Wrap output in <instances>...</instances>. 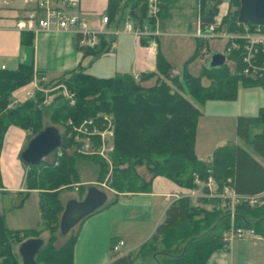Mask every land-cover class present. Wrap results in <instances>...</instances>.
Wrapping results in <instances>:
<instances>
[{
  "label": "trees",
  "instance_id": "1",
  "mask_svg": "<svg viewBox=\"0 0 264 264\" xmlns=\"http://www.w3.org/2000/svg\"><path fill=\"white\" fill-rule=\"evenodd\" d=\"M221 1L201 0L200 24L213 20L216 7ZM124 2L130 3L129 11L134 17L141 19L145 15V0H106L107 19L118 14L126 6ZM228 4L229 9L221 17L219 27L227 32H241L244 25L249 29L255 26L237 21L238 0H228ZM25 34L21 42L29 43L31 35ZM74 45L82 54L93 58L108 49L102 33L98 34V42L93 47H80L75 38ZM199 50L198 43L190 57L182 63L179 72L173 75L169 72L170 64L160 52H156V72L139 74L136 80L129 73L96 77L85 73L82 67L64 72L55 80L72 94V103L61 95H55L44 107L48 111L49 121L62 127L61 144L57 148L60 154L51 162L40 161L36 165L22 162L25 167L26 191L17 192L19 198L14 205L21 206L28 190H37L40 219L37 226L41 225L48 233L35 257L37 263L72 264L76 228L69 230L61 244L54 245L58 218L63 208L59 192L77 181L75 160L85 156L77 151L76 144L67 136L68 121L77 125L85 118L96 117L100 113L110 117L113 150L110 153L111 178L108 186L116 192L146 191L150 179L156 175H163L179 186L192 189L196 187L195 176L203 182L209 172L217 189H220L227 176L232 175L237 193L256 194L264 191V170L237 146L215 149L209 162L196 158L194 137L199 110L188 100L201 105L208 100L232 99L237 81L259 83L264 87V73L255 79L240 74V59L234 51L226 57L233 63L231 71L224 64L215 68L205 65L197 75H193L187 66ZM34 73L41 76L40 72ZM32 74L29 65H19L13 71H0V147L8 125L25 130L28 137L42 129L43 107L40 106L42 96L39 92H35L32 99H26L13 108H6L10 92L30 81ZM202 76L209 80L205 85L200 81ZM152 77L154 81L151 85L141 84L142 80ZM250 126L260 128V132L250 140V145L264 159V109L256 116L236 118L235 131L240 138L246 139ZM85 157L96 164L97 178L102 179L107 172L105 162L95 156ZM138 166L145 167L150 174L149 180L143 181L137 174ZM79 186L82 194L86 186ZM116 198L117 193L106 200L102 207L112 204ZM202 202L214 205L216 199H202ZM232 223L251 227L255 233L264 236V204L250 207L238 203L233 207ZM229 224L230 218L226 211L216 209L215 206L210 209L195 206L188 196H180L168 204L148 241L134 255L117 256L110 253V260L106 264H132L137 258L150 256H154L157 264H205L210 252L223 246L220 234ZM39 232L35 228L8 229L0 213V264H19L14 245L26 238L37 237Z\"/></svg>",
  "mask_w": 264,
  "mask_h": 264
},
{
  "label": "crops",
  "instance_id": "2",
  "mask_svg": "<svg viewBox=\"0 0 264 264\" xmlns=\"http://www.w3.org/2000/svg\"><path fill=\"white\" fill-rule=\"evenodd\" d=\"M8 1L9 5L16 9L0 8V71H13L19 65H29L33 74H35V71L41 73L44 80L41 85L54 82L64 72L76 69L77 67H82L85 73L96 77H110L115 74L129 73L136 80L139 74L156 72V52H160L173 69L172 63L168 58L169 50H167L168 45L165 38L172 36L169 30L171 28L169 27V21L174 18H171V16L173 9L177 5L192 4L195 17L194 21H191L190 25L181 34L190 38L192 42V45L190 43L191 52L186 58H182L181 65L190 57L195 49V45L198 43L200 44V48H205L209 53H222L226 45V41L222 38L203 40L194 37L197 10L195 0H160L156 20L148 19L145 15L141 19H138L136 16L134 17L129 11L130 3L124 2L126 6L121 8L120 12L115 14L112 19H108L109 22L105 27V32L102 33L107 40V51L93 58L90 55L82 54V52L76 49L74 37L69 33L45 31L32 33L15 30L12 26L13 19L18 12V0ZM81 1L79 5L82 16L92 28H98L100 17L106 15V0H104V12L102 14L94 13V18H92L91 14L92 10L87 12L83 9ZM216 8L217 12L214 15V19L220 22L221 17L229 9L228 0H222ZM199 11H201L200 8ZM121 20H124L123 24H120ZM165 20H168V23H165ZM125 22H130L134 26H144V33L135 38L131 33L125 31ZM25 33L31 35L29 43L21 42V37L23 34L26 35ZM94 61L95 63L93 64ZM232 68L233 65L231 63L230 70ZM88 69H90V72ZM190 73L197 75V73ZM153 81L154 78L152 77L142 80L141 84L149 86ZM253 86L260 87L264 92L262 84L237 81L234 97L221 101H234L238 98L237 91ZM35 92L37 91L32 85L31 78L26 84L11 91L8 100L16 99L20 104L26 99L34 98ZM188 100L199 110L194 137V154L198 160L209 162L215 149L222 146L234 145L243 149L264 170V159L250 145V140L260 132V128L250 126L246 139L240 138L235 131L236 118L238 116H256L261 109H264V104L259 106L255 115L235 114V110L231 112L233 113L231 115L226 114V119L222 115H210V119L216 120L214 128L220 134L215 136L212 133L213 130L208 129L206 132V129H204L201 137L198 139L197 123L202 116L201 106L206 101L198 105L196 102ZM41 105L43 108L46 106ZM223 131L225 132L223 133ZM29 138L25 130L12 124L6 127L2 136L0 147V213L8 229L32 228L39 222L36 190H28V195L23 200L21 206H14L19 198L17 192L26 191L24 184L25 167L19 157V153ZM243 144L249 146L254 154L245 150ZM75 169L77 181L72 184L74 187L82 184L87 187L95 183L97 179V166L90 158L85 156L77 158L75 160ZM136 170H139L136 172L143 181L149 180L150 174L144 166H138ZM209 175L211 176L210 172ZM195 184V188H184L163 175H156L150 179L146 191L115 192L118 195L112 204L105 207L101 206L77 223L76 237L72 250V264L108 263L111 253L110 245L118 240L123 241V244L120 246V254L117 256L124 254L134 255L139 247L148 241L155 225L162 219L164 210L168 204L180 196H188L192 205L195 206L205 209H210L212 206L216 207L220 200L217 197L208 195L209 191L205 186V181H198ZM214 184L215 193H219L221 187L224 185H228L237 193L235 190V178L232 175L225 178L220 189H217L215 181ZM62 193L61 190L59 197L60 200L62 199L63 204L69 198L77 199L74 195H66L67 197L63 199L61 198ZM166 196H168V199H166ZM210 198L216 199L214 205L209 202H202V199L208 200ZM106 200H108L107 194ZM216 209L226 211L217 207ZM236 241L238 242L235 243ZM132 264L157 263L154 260V256H150L143 259L137 258ZM205 264H264V236L255 233L253 237L236 238L227 245L223 243V246L215 248L210 252Z\"/></svg>",
  "mask_w": 264,
  "mask_h": 264
},
{
  "label": "built area",
  "instance_id": "3",
  "mask_svg": "<svg viewBox=\"0 0 264 264\" xmlns=\"http://www.w3.org/2000/svg\"><path fill=\"white\" fill-rule=\"evenodd\" d=\"M196 2V21L194 37L208 40L222 38L226 45L222 54L227 60V56L234 51L238 53L240 59L239 73L243 76L255 79L262 77L264 73V25H255L249 29L243 26L241 32H227L219 27V21L213 20L200 24L201 0ZM80 0H18V12L13 19V28L17 31H28L36 33L45 32H66L75 38L76 44L80 47H93L98 42V34L105 32L107 16L102 15L99 19L98 28L94 29L80 12ZM160 0H145V17L157 19ZM0 8H13L8 0H0ZM125 31L131 33L135 38L144 33V26H134L130 22L124 23ZM205 48H200L199 53H205ZM228 61V60H227ZM232 63V62H231ZM230 63V64H231ZM233 65V63H232ZM136 78V76H134ZM43 77L33 74L32 85L34 89L43 94L41 104L47 105L55 95H61L72 103V94L62 83H43ZM53 90H57L54 94ZM19 103L16 99H9L6 108H13ZM67 136L72 139L77 146V151L85 156H95L103 160L107 165V174L104 179L110 181L111 160L110 153L113 150L112 127L110 117L107 114H97L96 117H87L77 125L67 122ZM208 171V170H207ZM195 182L199 180L195 176ZM103 185V183H102ZM208 195L219 198L217 208L225 209L230 216L229 226L221 232V239L224 245L233 239L255 236L251 227L236 226L232 223L233 207L238 203H245L248 206H258L264 203V191L256 194H238L228 185L221 187L219 193H215L213 178L208 175L205 180ZM168 199V196H166ZM123 241L118 240L111 243L110 252L119 255L120 246Z\"/></svg>",
  "mask_w": 264,
  "mask_h": 264
},
{
  "label": "rangeland",
  "instance_id": "4",
  "mask_svg": "<svg viewBox=\"0 0 264 264\" xmlns=\"http://www.w3.org/2000/svg\"><path fill=\"white\" fill-rule=\"evenodd\" d=\"M208 1V0H207ZM192 4L189 3L185 4V5H177L176 8L173 9L172 12V17H174L173 19H171L169 21V30L172 33L171 37L165 38L167 45H168V58L170 60V62L172 63V67L170 69V74H176L179 72V70H177L178 68H180L181 66V60L182 58H186L188 56V54L191 52V39L188 37H185L183 35H181L184 32V29H186V27L188 25H190L191 21H194L195 17H194V7L192 8L191 6ZM81 6L83 7V9H85L87 12L91 11L92 14V18H94V13L95 14H102V12H104V0H82L81 1ZM175 15V16H174ZM92 20V19H91ZM124 20H121L120 24H123ZM168 23V20H165V23ZM191 43V45H190ZM211 53L208 52V50H206L205 53H198V55L189 62L188 64V69L190 72L194 73V74H198L201 70V68L203 69L205 67V65L208 62V57L210 56ZM103 61V60H102ZM95 63V61L93 62V64ZM230 61H226L223 63L224 65H226L228 67V70H230ZM92 64V65H93ZM198 67V68H197ZM90 72V69H88ZM201 83L206 84L209 82L208 78L206 76H202L201 77ZM47 86V85H46ZM57 92V90H53L51 93H55ZM237 96L238 98L234 101H221V100H208L204 103L202 107V116L199 120V122L197 123V129H198V139L201 137V133L203 132L204 129H206L205 131L207 132L208 129L213 130L212 133H214L215 136H218L220 134L219 131L216 130V128H214V125L216 123V120H212V118L210 119V115H222L225 117L226 119V114L231 115L233 113H231L233 110H235V114L238 113H242L245 115H255L257 114L258 108L259 106L264 104V92L260 87H249V88H243V90H239L237 91ZM41 107H43L41 105ZM226 121V120H224ZM41 124H42V128L49 125V126H53L57 129V131L60 133L62 127L58 124H53L49 121V117H48V111L45 110V108L42 109V116H41ZM225 131H223L224 133ZM209 139H211L209 137ZM245 150H247L249 153H253V151L250 149L249 146H247L246 144H243ZM67 151L71 152V149H68ZM60 151L57 149L55 151H53L52 153H50L49 155H47L45 158H43L41 161L43 162H51L52 160H54L55 156H59ZM254 154V153H253ZM107 167V165H106ZM139 171V170H136ZM107 172L105 173V175L103 176L102 179H96L95 183L93 185H95L96 187L103 189L104 191H106L107 194V199L111 198L112 195H115V190L113 188H111L110 186H108L109 181H105L104 179L106 177ZM142 175V174H141ZM103 183V185H102ZM83 188L84 184H82ZM80 187L79 185H76L75 187L73 185H71L69 188H63L62 189V194H61V198H66V195H74L76 198L80 197L79 199L82 198V194L81 190L78 188ZM36 190V189H34ZM37 191V190H36ZM118 195V194H117ZM60 198V197H59ZM62 200V199H61ZM63 204V203H62ZM264 204V203H263ZM262 205V204H261ZM251 219V217H249ZM40 221V219H39ZM38 224V223H37ZM77 225V224H76ZM76 225H74L71 229L75 230ZM36 230H39L40 232L38 233V236L42 241H45L47 238V231L45 229L42 228L41 225H36L35 227ZM25 229V228H23ZM57 235V239L54 242L55 246H58L59 244H61L63 242V240L65 239L66 235H59V233H56ZM238 241H236L235 243H237ZM13 249L15 250V252L17 253V244L14 245Z\"/></svg>",
  "mask_w": 264,
  "mask_h": 264
},
{
  "label": "water",
  "instance_id": "5",
  "mask_svg": "<svg viewBox=\"0 0 264 264\" xmlns=\"http://www.w3.org/2000/svg\"><path fill=\"white\" fill-rule=\"evenodd\" d=\"M237 21L264 25V0H238ZM225 62L220 52L211 53L207 66L215 68ZM61 144L60 133L53 126H45L32 135L21 150L19 157L27 165H36ZM106 202V192L95 185H88L81 199H67L58 218V233L66 235L82 218L100 208ZM42 240L29 237L17 245L19 264H39L35 257L42 247Z\"/></svg>",
  "mask_w": 264,
  "mask_h": 264
}]
</instances>
